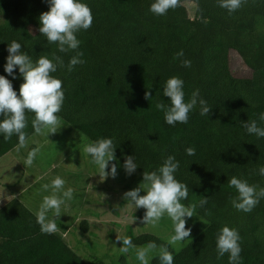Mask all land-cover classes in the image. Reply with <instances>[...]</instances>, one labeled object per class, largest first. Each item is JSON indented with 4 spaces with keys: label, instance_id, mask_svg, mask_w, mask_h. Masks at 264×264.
I'll use <instances>...</instances> for the list:
<instances>
[{
    "label": "trees",
    "instance_id": "trees-1",
    "mask_svg": "<svg viewBox=\"0 0 264 264\" xmlns=\"http://www.w3.org/2000/svg\"><path fill=\"white\" fill-rule=\"evenodd\" d=\"M14 20L0 29V75L8 78L19 95L24 82L18 67L15 76L5 72L8 44L13 40L33 62L55 52L65 67L53 75L62 80L65 100L59 117L93 143L111 138L116 146L115 160L124 164L132 155L143 179L144 171H154L168 155L179 161L175 177L200 197L195 202L199 220L186 227L189 241L174 250L167 241L152 233L134 235L135 246L155 242L172 252L173 264H229L228 254L217 258L216 237L223 226L236 229L241 237L240 264H264V199L250 212L238 211L231 199L238 195L228 180L235 176L250 185L264 187V177L256 174L264 166V138L248 134L245 122L257 121L264 113V44L255 43V18L264 20V0H248L229 15L217 0H190L197 17L189 20L183 2L164 16L149 11L154 0H82L92 11L88 30L77 33V50L61 53L39 32L41 13L50 8L47 0H8ZM207 19V23L203 22ZM36 29V38L26 40V27ZM249 30L250 40L241 57L251 69L250 76H236L229 63L235 40L231 30ZM183 51V57L177 53ZM82 52L86 61L69 72V60ZM191 66H182L183 60ZM171 77L184 81L187 101L194 90L211 107L201 116L200 107L190 113L187 124L168 125L156 104L170 105L163 86ZM151 94L145 99V92ZM29 136L34 132V114L26 113ZM4 117L0 116V120ZM18 144V137L5 141L0 135V157ZM195 148V155L186 148ZM109 163L111 166L114 161ZM207 197V203L199 202ZM145 209H135L132 218L142 222ZM86 230V221L81 223ZM0 264H87L57 233L40 232L35 214L16 198L0 207ZM123 264H125L123 262ZM150 264H160L158 255Z\"/></svg>",
    "mask_w": 264,
    "mask_h": 264
},
{
    "label": "clouds",
    "instance_id": "clouds-1",
    "mask_svg": "<svg viewBox=\"0 0 264 264\" xmlns=\"http://www.w3.org/2000/svg\"><path fill=\"white\" fill-rule=\"evenodd\" d=\"M50 5L48 11L39 16V32L45 36L48 44H55L61 53L77 50L80 40L77 33L88 30L92 26L93 15L91 8L82 0H47ZM248 0H217L219 7L226 9L229 15L241 9ZM181 6L180 0H154L149 11L156 16H164L169 10ZM207 23V19H203ZM22 45L13 40L8 44V56L5 64V72L15 76L14 70L18 67L23 76L19 95L14 90L12 82L0 75V135L5 141L14 135L18 137L16 150L28 146V135L25 129L28 126L27 112L34 114L31 121L32 128L37 135L47 136L55 134L64 125L58 113L61 112L65 100L62 80L54 76L59 69L65 67L64 60L55 52L51 58L40 56L33 62L32 58L21 51ZM183 51L177 53V58L183 57ZM82 52H77L67 65L71 72L77 64L86 63L81 57ZM182 66L190 67V60H183ZM184 81L178 77L169 78L163 86V95L170 98V105L163 102L156 104L157 110L164 112V120L168 125L175 126L177 123L187 124L190 113L199 105L200 115H209L211 107L200 97L199 90H194L190 98L185 101L183 90ZM150 92H145V99L150 100ZM258 119L264 122V113H260ZM243 127L250 135L264 138V127H260L256 120L245 122ZM115 144L111 138H101L94 143L85 144L83 152L90 157V163L97 166V173L101 180L109 175L113 178L117 175L116 164L109 163L115 160ZM40 149L33 148L28 152L26 159L22 162L25 167H31ZM186 154L195 155V148H186ZM127 175L133 174L138 165L132 155L127 156L123 165ZM180 164L175 156L168 155L163 163L154 171L143 172V183L139 187L124 193V199L135 209H145L142 222L153 228L158 226L161 219L167 216L173 227V234L167 239V245L178 248L183 241L190 237L191 230L186 227V218L194 216L197 205L195 203L186 206L181 201L188 198V187L175 177ZM256 174L264 177V166L255 170ZM66 181L57 176L50 184L45 183L41 190L50 195L43 197L39 210L35 213L36 222L40 226L42 234H54L59 229L55 218H59L63 212L62 206L74 197V189L69 187L65 190ZM230 188H234L238 195L231 199L232 206L238 211L250 212L261 199H264V187L250 185L247 180L235 176L228 180ZM143 189L144 195H140ZM207 203V197L199 202L203 207ZM53 213L50 219L48 213ZM136 217L131 220L135 221ZM117 240L122 242L119 247L121 254H128L130 249H135L136 259L139 264H150L152 254L157 250L155 242H149L144 247H136L131 237L117 235ZM241 237L236 229L223 226L216 237L217 258L228 254L229 264H240L241 262ZM158 258L160 264H173L174 257L168 247H159Z\"/></svg>",
    "mask_w": 264,
    "mask_h": 264
},
{
    "label": "rangeland",
    "instance_id": "rangeland-1",
    "mask_svg": "<svg viewBox=\"0 0 264 264\" xmlns=\"http://www.w3.org/2000/svg\"><path fill=\"white\" fill-rule=\"evenodd\" d=\"M189 20L197 17L195 4L186 0L183 3ZM14 20L12 6L8 0H0V29L10 28ZM247 29L231 30L232 39L235 40L233 48L229 51L230 68L236 76H250L251 69L241 57L240 51L249 45L250 35ZM36 38V29L29 25L26 27V40ZM255 43L264 44V20L255 18L254 25ZM93 143L75 128L64 124L55 134L47 136L37 135L35 132L28 136V146L20 151H9L0 157V197L9 198L11 195H25L30 200L33 213L39 210L43 197L51 192L41 190L45 183L59 176L63 178L65 190L74 189V197L62 206L63 212L55 218L58 226L57 233L64 242L72 248L87 264H139L135 256V249H130L128 254H121L119 247L122 242L117 240V235L125 236L128 230L134 235L152 233L167 241L173 234L170 219L165 216L155 228L143 222L131 223L134 206L124 199V193L133 190L143 183L137 173L127 175L123 163L115 160L117 175H109L101 180L97 173V166L90 163V157L83 152L85 144ZM39 148L40 151L31 167L22 163L28 148ZM31 149V150H32ZM16 150V149H15ZM30 150V151H31ZM22 151V152H21ZM111 166L108 171L110 172ZM47 173V174H46ZM46 174V175H45ZM143 189L140 195H144ZM200 195L191 194L189 203H195ZM9 200V199H8ZM184 204V203H183ZM36 211V212H35ZM48 216L53 219V213ZM205 221L194 213L191 218H186V225ZM86 221V230L81 229V223ZM186 239L178 248L183 247ZM144 247V246H136ZM159 247L152 254L158 255Z\"/></svg>",
    "mask_w": 264,
    "mask_h": 264
},
{
    "label": "crops",
    "instance_id": "crops-1",
    "mask_svg": "<svg viewBox=\"0 0 264 264\" xmlns=\"http://www.w3.org/2000/svg\"><path fill=\"white\" fill-rule=\"evenodd\" d=\"M33 133H34V132H33ZM33 133H32V134H33ZM30 135H31V134H30ZM30 135H29V136H30ZM16 146H17V145H15V146H14L12 149H10L9 151H11V150H13V149H14L13 151H17V150H15V149H16ZM31 149H32V147L27 149L28 151H27V153L24 155V158H25V159H26V157H27L28 152H29ZM9 151H7L6 153H8ZM21 152H22V151H21ZM6 153H5V154H6ZM3 155H4V154H3ZM3 155H2V156H3ZM2 156H1V157H2ZM46 174H47V173H46ZM46 174H45V175H46ZM13 198H16L17 200H19V201H20L24 206H26L28 209H29V207L26 205V202L28 203V205H29L30 207H31V204L34 202V201L31 202L30 200H28V199L25 197V195H20V196H18V195H16V194H14V195H11V196H10L9 198H7V199H6V198H2V197H0V207L3 206L5 203H7L8 201H10V200L13 199ZM8 199H9V200H8ZM29 202H30L31 204H30ZM29 210H30V209H29ZM32 212H33V211H32ZM35 212H36V211H35ZM34 214H35V213H34ZM56 233H57V232H56ZM57 234H58V233H57ZM61 238H62V237H61Z\"/></svg>",
    "mask_w": 264,
    "mask_h": 264
}]
</instances>
